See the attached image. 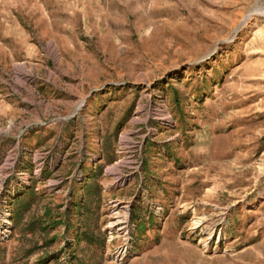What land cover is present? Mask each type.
Listing matches in <instances>:
<instances>
[{"label": "rangeland", "instance_id": "1", "mask_svg": "<svg viewBox=\"0 0 264 264\" xmlns=\"http://www.w3.org/2000/svg\"><path fill=\"white\" fill-rule=\"evenodd\" d=\"M0 231V264H264V0H0Z\"/></svg>", "mask_w": 264, "mask_h": 264}, {"label": "built area", "instance_id": "2", "mask_svg": "<svg viewBox=\"0 0 264 264\" xmlns=\"http://www.w3.org/2000/svg\"><path fill=\"white\" fill-rule=\"evenodd\" d=\"M7 229L8 228V225H6L3 229ZM0 234H2V235H4V236H6L7 235V233H6V231H0ZM9 236V235H8ZM8 236H7V238H8Z\"/></svg>", "mask_w": 264, "mask_h": 264}, {"label": "bare ground", "instance_id": "3", "mask_svg": "<svg viewBox=\"0 0 264 264\" xmlns=\"http://www.w3.org/2000/svg\"><path fill=\"white\" fill-rule=\"evenodd\" d=\"M119 224V223H118Z\"/></svg>", "mask_w": 264, "mask_h": 264}]
</instances>
